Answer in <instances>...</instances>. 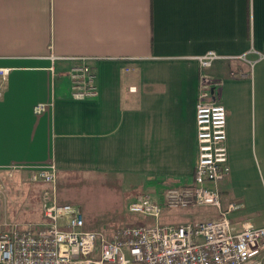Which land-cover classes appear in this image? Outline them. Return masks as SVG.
<instances>
[{
    "label": "crops",
    "instance_id": "1",
    "mask_svg": "<svg viewBox=\"0 0 264 264\" xmlns=\"http://www.w3.org/2000/svg\"><path fill=\"white\" fill-rule=\"evenodd\" d=\"M77 58L96 73L95 98L70 96ZM0 68L1 170L125 178L159 201L193 184L195 108L211 80L208 101L226 111L221 207L239 203L232 222L264 226L253 222L264 211V0H0ZM211 209L198 219H216Z\"/></svg>",
    "mask_w": 264,
    "mask_h": 264
},
{
    "label": "built area",
    "instance_id": "2",
    "mask_svg": "<svg viewBox=\"0 0 264 264\" xmlns=\"http://www.w3.org/2000/svg\"><path fill=\"white\" fill-rule=\"evenodd\" d=\"M217 56L209 52L198 58L201 68L210 67ZM10 70L0 68L4 81ZM70 96L82 101L98 95L96 73L87 59L77 58L69 69ZM216 83L200 82L195 108L197 161L191 186L167 188L159 201L142 193L128 205L130 213L154 221L149 226L120 227L108 234L84 229L81 212L58 202V182L53 166L30 172L41 182L43 194L40 229L12 224L0 232V264H264V226L249 220L232 222L229 215L241 204L221 207L218 185L229 173L226 111L215 100ZM135 91V88H130ZM1 95V92H0ZM45 104L33 107L42 114ZM215 208L216 219L179 225H159L163 210Z\"/></svg>",
    "mask_w": 264,
    "mask_h": 264
},
{
    "label": "rangeland",
    "instance_id": "3",
    "mask_svg": "<svg viewBox=\"0 0 264 264\" xmlns=\"http://www.w3.org/2000/svg\"><path fill=\"white\" fill-rule=\"evenodd\" d=\"M58 202L78 209L84 219V229L112 233L120 227L149 226L154 221L140 214L130 213L128 205L137 195L146 192L133 181L113 176L100 177L77 173H58ZM46 187L33 182L27 175L0 169V232H7L12 224L40 229L43 222L42 204ZM211 207L162 211L159 225L196 224L199 215L211 212ZM260 215V216H259ZM253 222H264V211L255 214Z\"/></svg>",
    "mask_w": 264,
    "mask_h": 264
}]
</instances>
